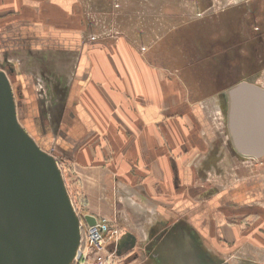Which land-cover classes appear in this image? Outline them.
I'll return each mask as SVG.
<instances>
[{"label":"crops","instance_id":"0c3cea01","mask_svg":"<svg viewBox=\"0 0 264 264\" xmlns=\"http://www.w3.org/2000/svg\"><path fill=\"white\" fill-rule=\"evenodd\" d=\"M123 2L117 0L118 6L123 8ZM151 3L137 0L135 13H161L164 3ZM100 6H111V0H0V66L14 80L17 99L32 105L27 109L60 111L63 133L71 127L86 131L73 161V178L86 200L84 216L123 227L134 246L118 256L119 263L135 264L144 254L152 255L179 216L193 224L192 195L182 187L191 186V167L179 163L190 152L185 144L193 142L191 120L175 115L176 86L160 70L158 58L141 55L129 40L107 43L91 37L96 29L91 16ZM152 24L151 29L159 31V25ZM64 63L71 64L69 70ZM37 73L45 80V85H37L53 87L55 98L27 97L29 83L21 76L34 80ZM227 73L219 70L222 79L231 77ZM197 111L192 115L208 137L207 124ZM95 136L109 145V153L99 150V142L91 146ZM233 150L235 159L245 160ZM228 157L221 152L205 158V173L215 169L220 176ZM219 195L217 191L208 197ZM178 210L182 214L177 215ZM201 217L194 226L204 234L208 226L202 222L208 221ZM220 229L217 233L223 232Z\"/></svg>","mask_w":264,"mask_h":264},{"label":"rangeland","instance_id":"374dc122","mask_svg":"<svg viewBox=\"0 0 264 264\" xmlns=\"http://www.w3.org/2000/svg\"><path fill=\"white\" fill-rule=\"evenodd\" d=\"M136 1L124 0L121 8L117 0H111V6L96 8L97 13L91 16V26L96 29L90 31L91 37L107 43L129 40L141 55L158 58L160 70L175 83L174 113L191 120L188 132L193 142L185 144L190 152L179 163L191 167V186L182 187L192 195L193 224L179 216L168 226L152 255L144 254L135 264H264V156L235 159L227 125L230 98L236 94L238 83L264 91V0H159L164 7L153 16L146 11L136 14ZM152 23L159 25V31L151 29ZM64 64L69 70L71 64ZM222 68L231 77L222 79ZM38 74L34 80L21 76L23 83H29L27 97L55 98L53 87L37 85L42 81L45 85ZM9 81L14 87V80ZM14 93L18 123L41 150L55 159L73 210L79 222L84 221L86 200L73 178V161L86 131L71 127L64 134L58 125L60 111L29 110L26 107L32 105L20 102ZM195 109L207 124L208 137L192 115ZM91 138L93 147L100 138ZM101 141L99 150L109 153V145ZM221 152L231 156L222 165L221 175L215 169L205 173V158ZM217 191L219 198L208 197ZM211 198L206 204L205 200ZM200 215L208 221L202 222V226H208L204 234L194 226ZM107 221L125 234L118 223ZM220 227L223 232L217 233ZM119 262L116 259L111 264Z\"/></svg>","mask_w":264,"mask_h":264},{"label":"water","instance_id":"95a60500","mask_svg":"<svg viewBox=\"0 0 264 264\" xmlns=\"http://www.w3.org/2000/svg\"><path fill=\"white\" fill-rule=\"evenodd\" d=\"M237 84L228 130L242 159L264 156V91ZM9 78L0 69V264H72L80 242L79 218L55 159L17 122ZM93 226L96 219L85 215ZM134 240L124 234L121 256Z\"/></svg>","mask_w":264,"mask_h":264},{"label":"built area","instance_id":"2783aa9c","mask_svg":"<svg viewBox=\"0 0 264 264\" xmlns=\"http://www.w3.org/2000/svg\"><path fill=\"white\" fill-rule=\"evenodd\" d=\"M79 228L80 242L72 264H111L119 258L116 246L124 234L118 228L105 219H96L93 226L80 221Z\"/></svg>","mask_w":264,"mask_h":264},{"label":"flooded vegetation","instance_id":"af4514ba","mask_svg":"<svg viewBox=\"0 0 264 264\" xmlns=\"http://www.w3.org/2000/svg\"><path fill=\"white\" fill-rule=\"evenodd\" d=\"M11 87H12V85H11ZM12 90H13V95H14L15 93H14V89H13V87H12ZM14 99H15V96H14Z\"/></svg>","mask_w":264,"mask_h":264},{"label":"bare ground","instance_id":"6f19581e","mask_svg":"<svg viewBox=\"0 0 264 264\" xmlns=\"http://www.w3.org/2000/svg\"><path fill=\"white\" fill-rule=\"evenodd\" d=\"M9 83H10V81H9ZM10 85H11V83H10ZM15 101V100H14ZM18 122V121H17Z\"/></svg>","mask_w":264,"mask_h":264}]
</instances>
